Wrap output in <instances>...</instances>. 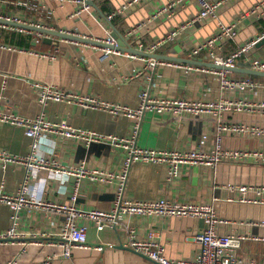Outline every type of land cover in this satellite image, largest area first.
<instances>
[{
    "label": "crops",
    "instance_id": "obj_1",
    "mask_svg": "<svg viewBox=\"0 0 264 264\" xmlns=\"http://www.w3.org/2000/svg\"><path fill=\"white\" fill-rule=\"evenodd\" d=\"M53 11L46 19H36L37 24L56 32H74L77 36L91 39H105L107 29L118 32L124 39L126 31L147 19L155 7L166 5L172 0H141L126 13L116 16L107 24L105 16L115 12L128 0H99L93 6L91 15L82 14L69 18L76 10L73 2L59 0H37ZM218 1V0H211ZM259 0H230L219 9V22L229 23ZM0 0V15L32 22L23 8H17ZM171 18H162L141 32L137 39L128 40L131 47L141 40L149 44L163 37L198 12L192 0L184 3ZM216 21H205L202 25L182 35L178 40L158 51L164 56L188 59L192 48L210 37L216 31ZM264 28V19L246 21L235 43L240 44L259 33ZM39 35H44L39 37ZM48 37V38H47ZM51 40L48 43L46 40ZM38 32L0 26V112H13L27 118L39 114L49 122H65L67 125L89 131L102 140L90 142L70 140L48 135L39 142L38 154L54 159L59 166L83 165L88 170H101L118 174L124 151L104 137L131 139L137 147L157 150L190 151L198 148L202 135H207L206 148L211 147L216 117L179 116L169 114H146L139 122L134 134L133 121L125 117L113 116L109 109L82 110L66 102H46L40 104L37 94L26 80L50 85L56 89L96 98L109 105H123L136 108L138 94L142 89H150L151 95L161 99H187L190 101L214 102L225 96L218 90V78L214 74L186 71L181 68L163 66L153 72L145 70V62L127 56H107L99 48L79 41L63 40ZM102 47V45H98ZM235 44L225 43L220 55H229ZM8 48H11L9 50ZM14 50V51H13ZM18 50L50 55L40 58L34 54L20 53ZM253 55L264 57V45L254 48ZM52 57V58H50ZM242 67V63L238 62ZM239 77V74L236 75ZM209 90V91H208ZM232 94L231 96H233ZM230 97V94L228 95ZM222 120L254 123L264 126V120L231 114H223ZM31 141L24 130L0 124V152L26 157ZM224 146L229 149L264 150L262 140L226 137ZM261 170V173L255 172ZM264 179V167L252 164H227L217 166L185 165L179 168L176 177H169L162 165L134 162L130 165L124 185V196L133 200H155L158 198L178 203H201L212 205L217 216L225 221L217 227L220 235H247L264 237V227L253 225L264 221V205L229 202L237 200L239 193L227 188L231 186H261L256 180ZM253 180V181H249ZM26 182L27 190L37 199L46 202L67 204L73 194L76 177L49 171H26L22 165L0 162V189L3 193L14 194ZM119 183H92L80 179L78 197L74 205L84 211H110L113 207ZM64 218L61 214L27 212L19 214L18 240L0 244V264L11 260L14 264H155L126 246L123 231L107 229L97 232L88 224L87 239L91 246L115 245L103 252L95 250H73L70 260L62 257L58 246ZM126 224L134 227L140 237L149 232L164 247V256L169 260H189L198 256L200 247L194 241L195 235L203 229V222L188 218L126 217ZM10 225L9 210L0 205V234ZM36 234L35 240L30 234ZM25 242L24 246L22 243ZM236 264L264 263V242L245 241L234 252Z\"/></svg>",
    "mask_w": 264,
    "mask_h": 264
},
{
    "label": "built area",
    "instance_id": "obj_2",
    "mask_svg": "<svg viewBox=\"0 0 264 264\" xmlns=\"http://www.w3.org/2000/svg\"><path fill=\"white\" fill-rule=\"evenodd\" d=\"M73 2L76 10L69 15V18H77L82 14H89L94 11L93 6L99 0H59ZM141 0H128L122 4L115 12L105 16L107 24L118 15L126 13L140 3ZM188 0H172L166 5H158L152 14L145 20L140 21L130 27L125 33V41L137 39L141 32L148 26L160 21L162 18H171L176 10L184 7ZM198 12L184 23L170 30L166 35L160 37L149 44L138 40L132 47L140 52L148 54H158V51L178 40L182 35L190 30L202 25L205 21H216V31L204 41L195 45L188 59L199 58L203 61L212 62L217 66L226 67L227 69L247 68L258 72H264V57L257 58L253 55L256 44L264 38V28L247 39L243 43L237 44L235 40L241 29L245 26L246 21H260L264 19V0H259L250 9L241 13L229 23L219 22V9L230 0H192ZM7 4L23 8L34 19L32 22L22 21L18 18H10L0 15V19L23 24L26 26L50 30L37 24L36 19L49 18L53 11L46 8L37 0H6ZM3 28L8 25L0 24ZM12 27V26H11ZM16 28L17 31L23 32L22 28ZM39 33V32H38ZM84 40H92L95 44H89L94 48H99L103 52L102 58L107 56H127L131 59H138L145 62L146 71H154L158 67L171 66L181 68L186 71H196L206 74H214L218 78V90L225 96L214 102H197L187 99H161L151 95L150 88L142 89L137 97L138 104L136 108H129L123 105L104 104L96 98L66 92L56 89L50 85L33 82L27 79L28 86L37 94L40 104L46 102L60 103L66 102L80 107L82 110H100L109 109L113 116L125 117L133 121L134 134L136 133L139 122L146 114L163 115L169 114L175 117L191 116H213L216 117L213 129V141L211 147L206 148L207 135H202L198 148L190 151L177 150H157L144 149L137 147L131 139L104 137L121 148L124 151V157L121 162V168L118 174L105 172L101 170H88L83 165L62 167L54 159H49L44 155L38 154L39 142L44 136L54 135L61 136L70 140H84L88 143L102 140L100 136L90 133L86 130L76 129L65 122H49L44 119L41 113L34 118H27L13 112H0V124L18 127L24 130L26 138L31 143L30 152L26 157L19 158L0 152V162L3 164L22 165L28 172L49 171L56 174L76 177L73 194L70 197V203L58 204L46 202L37 199L27 190L24 181L14 194L3 193L0 189V205L5 206L10 212V225L6 232L0 234V244L9 241L18 240L22 234L17 232L19 214L27 212H45L47 214H61L64 218L63 226L58 235V246L62 249V257L70 260L73 250H95L103 252L105 249H112L115 245L108 244L91 246L87 239L88 224H91L97 232L107 229H120L123 231L126 246L134 252L147 258L155 264H236L234 252L241 248L245 241L264 242V237L247 236V235H220L217 227L225 224L220 219L212 205L201 203H178L166 199L158 198L155 200H133L124 196V185L127 178V172L131 164L141 162L150 165L165 166L169 177H176L179 168L185 165H198L214 167L218 164H252L264 167V150H236L224 146L226 137H242L262 140L264 138V126L254 123L232 122L222 120L223 114L246 116L248 118L256 117L258 120H264V79H253L248 76L239 75L227 70L210 69L200 66L180 64L171 61L155 60L133 55L116 49L117 42L107 29L105 30V39H91L86 36H77L74 32H59ZM43 34V33H40ZM44 35H39L43 37ZM45 37V36H44ZM48 38V37H47ZM61 41L68 39H60ZM235 44L229 55H220L217 51L227 43ZM98 45H102L99 47ZM131 46V45H130ZM11 50V48H8ZM14 51V50H13ZM20 53L34 54L40 58H49L50 55L18 50ZM52 58V57H50ZM242 63V67L238 66ZM209 91V90H208ZM230 94V97L228 96ZM234 94L233 96H231ZM88 179L92 183H109L116 180L119 183L113 207L110 211L91 210L84 211L77 209L74 205L78 197V185L80 179ZM227 188L231 191H237L239 197L237 200L229 198V202L237 201L242 204L264 205V185L261 186H231ZM126 217H152V218H188L198 219L203 222V229L195 235L194 241L199 245L200 251L196 258L189 260H169L164 256V247L155 239V235L149 232L146 236L140 237L134 227L126 224ZM253 225L264 227V221L254 223ZM31 239L35 240L37 235L30 234ZM25 242L22 243L24 246ZM11 260L7 264H14ZM42 264H48L44 262ZM238 264H250L239 262ZM264 264V263H263Z\"/></svg>",
    "mask_w": 264,
    "mask_h": 264
},
{
    "label": "water",
    "instance_id": "obj_3",
    "mask_svg": "<svg viewBox=\"0 0 264 264\" xmlns=\"http://www.w3.org/2000/svg\"><path fill=\"white\" fill-rule=\"evenodd\" d=\"M0 24H5L8 26L22 28V29H27L30 31L43 33V34H46L48 36H54L57 38L79 41V42H84L87 44H95V42H93L92 40H84L82 38H78V37H74V36H70V35H65V34H62V33L56 32V31L44 30L41 28H34V27L26 26L23 24H17V23L2 20V19H0ZM112 36L116 39V42H117L116 49L130 53V54H133V55L142 56L144 58L155 59V60L171 61V62H176V63H180V64L206 67V68H210V69L227 70V71H230L232 73L243 75V76L256 77V78L264 79V72H258V71H254V70L247 69V68L227 69L226 67H220V66L215 65L212 62L203 61L199 58L185 59V58H180L177 56H175V57L174 56H164V55H160V54H148L145 52H140V51L132 48L130 45H128L127 42L125 41V39L118 32L114 31ZM46 41L48 43H50L51 40L48 39ZM263 45H264V38L256 44V48L263 46Z\"/></svg>",
    "mask_w": 264,
    "mask_h": 264
},
{
    "label": "rangeland",
    "instance_id": "obj_4",
    "mask_svg": "<svg viewBox=\"0 0 264 264\" xmlns=\"http://www.w3.org/2000/svg\"><path fill=\"white\" fill-rule=\"evenodd\" d=\"M248 22H249V21H248ZM255 172L261 173L262 171H261V170H256ZM249 181H253V180H249ZM263 181H264V179H263V180H261V179L256 180L257 183H261V182H263ZM253 182H254V181H253ZM257 185H264V183H263V184H257Z\"/></svg>",
    "mask_w": 264,
    "mask_h": 264
},
{
    "label": "trees",
    "instance_id": "obj_5",
    "mask_svg": "<svg viewBox=\"0 0 264 264\" xmlns=\"http://www.w3.org/2000/svg\"><path fill=\"white\" fill-rule=\"evenodd\" d=\"M251 78H253V79H260V78H256V77H251Z\"/></svg>",
    "mask_w": 264,
    "mask_h": 264
}]
</instances>
